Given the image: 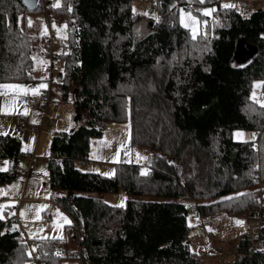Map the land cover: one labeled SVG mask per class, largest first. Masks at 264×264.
Segmentation results:
<instances>
[{"label": "trees", "instance_id": "16d2710c", "mask_svg": "<svg viewBox=\"0 0 264 264\" xmlns=\"http://www.w3.org/2000/svg\"><path fill=\"white\" fill-rule=\"evenodd\" d=\"M152 1L149 29L134 37L141 16L132 0H37L33 9L0 0V81L34 78L38 39L27 15L44 12L67 26L63 51L50 53L49 34L41 50L49 66L55 57L62 62L56 82L63 97L75 86L76 113L69 131L52 135L47 156L51 197L69 216L71 234L41 238L29 252L14 214H0V264H67V252L77 259L70 264H208L204 257L222 249L190 246V215L197 226L205 215L244 225L229 237L235 257L223 264H264V216H256L264 212V103L251 95L254 79L264 90V4L242 13L221 0ZM189 2L198 13L215 4L209 33L195 40L177 20ZM128 112L130 146L144 148L146 161L118 162L112 175L76 166L90 137ZM234 129L255 137L234 139ZM25 153L18 136L0 134V184L17 175ZM120 189L128 197L119 206L84 194Z\"/></svg>", "mask_w": 264, "mask_h": 264}, {"label": "rangeland", "instance_id": "374dc122", "mask_svg": "<svg viewBox=\"0 0 264 264\" xmlns=\"http://www.w3.org/2000/svg\"><path fill=\"white\" fill-rule=\"evenodd\" d=\"M263 0H221L220 5L225 4L235 5V7L242 13H247L251 9L258 7ZM264 4V3H263ZM147 0H132V8L140 14L139 22L136 25L134 37L142 36L147 32L149 27L143 13L149 7ZM262 5V4H261ZM190 2L186 7H180L177 14V20L181 23V10H184L185 18L187 13H191L200 23L192 25L197 28V32L209 30L212 26V15H202L205 10L215 9V4H206L197 11H192ZM154 15V12L151 14ZM27 21H31L29 26L30 33L38 39L37 50L33 54V67L31 70L32 80H9L0 81V85H15L19 87L0 88V134L8 133L16 135L20 138V150L23 152L33 151L36 158V169L28 175L19 174L18 170L25 167L26 159L23 157L17 168V175L10 181L0 184V214L10 215L17 211L23 219L24 231L23 233L30 239L32 245L30 249L35 248L37 241L41 238H55L62 241L69 236L71 220L69 216L63 212L58 205H56L51 195L54 191L48 184L47 176V156L49 153V142L53 134L61 131H69L63 121L67 117H73L74 103L71 99L73 86L66 97H63L61 90L56 82L59 72L62 70V62L58 58H53V65L49 66V57L43 54L41 50L44 45L45 35L49 32L55 31L53 37L52 51H63L66 45L67 26L58 19L51 17L49 21L46 20L44 12H30L27 15ZM191 24L190 21H187ZM192 34L191 27L188 28ZM40 47V48H38ZM49 53V52H48ZM59 61V62H57ZM44 84L49 88V92H44L49 97V103L44 105L40 102H29L28 98L34 96L33 91L41 89L40 85ZM260 85V86H257ZM251 95H255L259 103H264V90L261 88V80L254 79L252 81ZM1 103H3L1 105ZM26 113V114H25ZM35 121V123L33 122ZM130 119L129 112L126 113V118L118 121L108 122L101 134L92 136L88 143L87 156L82 160H76L75 165L82 170L99 172L104 175H112L115 172V167L118 162L133 161L143 163L147 159V153L142 147L131 148L129 141ZM242 133V136H237L236 133ZM232 136L237 140L252 139L255 133L252 131H244L242 129H234ZM146 158V159H143ZM7 167V164L1 165ZM19 179V180H18ZM260 186L264 187V182H260ZM25 194L28 196L27 202H18L16 210L15 207H10L5 213L4 207L8 206L2 198L18 199ZM84 194L96 196L103 201L114 204L123 205L128 197L124 190H117L114 192H97L87 191ZM34 200V201H33ZM195 201V200H194ZM31 205V206H29ZM197 205V203H196ZM7 208V207H6ZM22 209L27 210L26 216ZM203 218L206 223L197 226V216L190 215L189 223L193 225L190 230V246L194 249L203 251L210 250L213 246L221 248L222 251L217 255L204 257V261L208 264H223L232 260L234 256L233 246H228V239L244 227L233 225V219L229 216H217L212 219ZM66 218V220H65ZM67 221V222H66ZM70 222V223H68ZM236 223V220H235ZM206 226L204 232L198 233L200 227ZM211 229V231H209ZM208 230V231H207ZM207 231V233H206ZM195 233V234H194ZM207 235H206V234ZM62 246V242L60 243ZM59 244V245H60ZM69 247H72L69 244ZM218 246V247H217ZM64 262L67 264L76 262L75 257H71L69 252ZM24 264H36L35 259H27Z\"/></svg>", "mask_w": 264, "mask_h": 264}, {"label": "built area", "instance_id": "2783aa9c", "mask_svg": "<svg viewBox=\"0 0 264 264\" xmlns=\"http://www.w3.org/2000/svg\"><path fill=\"white\" fill-rule=\"evenodd\" d=\"M147 1L150 4L149 10L155 11L156 10L155 3L152 0H147ZM263 3H264V0H263ZM263 3H261V4H263ZM54 34H55V31H51L49 33L50 39L54 36ZM39 93H40L39 95L30 96L28 98V101L29 102H40L44 105H47L49 103V100H50L48 95H46L43 92H39ZM24 157L26 159V165H25V167L19 169L18 172H19V174H22V175H28L29 173H31L32 171H34L36 169V158H35V154L33 151H27L25 153ZM2 201H4L6 204H9L7 207H14V206L16 207L19 199L4 197V198H2ZM195 207H196L195 202H191L189 204L190 210H192ZM260 215L264 216V212H259V211L256 212L257 217H259ZM14 218L16 220L17 227H19L20 229H24L23 219H22V217H20L17 214V212L14 214ZM200 221L204 222V223L207 222L203 218H200ZM201 229H203V228H201Z\"/></svg>", "mask_w": 264, "mask_h": 264}, {"label": "snow or ice", "instance_id": "6c2138e0", "mask_svg": "<svg viewBox=\"0 0 264 264\" xmlns=\"http://www.w3.org/2000/svg\"><path fill=\"white\" fill-rule=\"evenodd\" d=\"M199 2L200 3H204V0H199ZM55 7H59L60 5H59V3H57L56 5H54ZM223 7L224 8H231V7H235V5H230V4H225V5H223ZM135 9H133V12L135 13ZM215 11V9H211V10H205L203 13H202V15H210L211 14V12H214ZM181 13H182V15H181V23H182V25L184 26V27H186V28H189V27H191V31H192V39L193 40H195V39H197V36H198V32H197V28L196 27H192V25H198L200 22L195 18V17H193L192 16V14L189 12V13H187L186 14V18H185V14H184V10L182 9L181 10ZM143 15H148V13H143ZM157 20H158V18H157ZM187 21H190L191 22V24L190 23H188ZM29 26H31V21H29ZM257 86H260V85H257ZM12 87H19V86H15V85H0V88H12ZM46 87V85H44V84H41L40 85V88H45ZM33 94L34 95H39L40 93H39V91L38 90H34L33 91ZM253 99L255 100L256 99V97H255V95H253ZM26 114V113H25ZM34 123H35V121H33ZM3 134H7V133H3ZM236 135L239 137V136H242L243 134L242 133H240V132H238V133H236ZM143 159H146V158H143ZM142 175H145V174H147L145 171H142V173H141ZM240 195H245V194H240ZM225 199H233V197H227V198H225ZM119 206V205H118ZM0 207H2V206H0ZM0 218H2V217H0ZM65 220H66V218H65ZM67 222V221H66ZM68 223H70V222H68ZM237 223L238 224H242L243 222L242 221H237ZM209 231H211V229H209ZM262 251H264V250H262ZM58 255H59V253H58Z\"/></svg>", "mask_w": 264, "mask_h": 264}, {"label": "crops", "instance_id": "0c3cea01", "mask_svg": "<svg viewBox=\"0 0 264 264\" xmlns=\"http://www.w3.org/2000/svg\"><path fill=\"white\" fill-rule=\"evenodd\" d=\"M57 62H59V61H57ZM34 79V78H33ZM32 80V79H31ZM28 81V80H27ZM40 91H44V92H46V91H48L49 92V88H47V89H44V88H41V89H39V92ZM49 94H50V92H49ZM74 103V102H73ZM3 103H1V105H2ZM75 104V103H74ZM74 109H75V107H74ZM75 116H76V113H75V110H74V112H73V117H67L66 119H63V121H64V123H65V125L67 126V127H69L70 129L75 125V122H76V120H75ZM21 161V160H20ZM19 180V179H18ZM28 196H26L25 194H22V196L20 197V198H18L19 199V203L20 202H27L28 201V199H26ZM34 201V200H33ZM18 204V203H17ZM25 204V203H24ZM29 206H31V205H29ZM61 209V208H60ZM62 210V209H61ZM21 210H19V211H17V214L19 215V212H20ZM63 211V210H62ZM22 212L26 215V216H28V214H27V210H24V209H22ZM64 212V211H63ZM20 216V215H19ZM21 217V216H20Z\"/></svg>", "mask_w": 264, "mask_h": 264}, {"label": "water", "instance_id": "95a60500", "mask_svg": "<svg viewBox=\"0 0 264 264\" xmlns=\"http://www.w3.org/2000/svg\"><path fill=\"white\" fill-rule=\"evenodd\" d=\"M20 1L28 9H33L36 5V2H37V0H20Z\"/></svg>", "mask_w": 264, "mask_h": 264}]
</instances>
